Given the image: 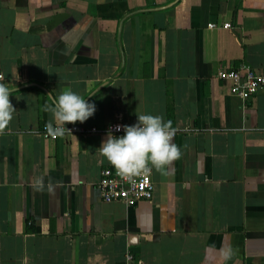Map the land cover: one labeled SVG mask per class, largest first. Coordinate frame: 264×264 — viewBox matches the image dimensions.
<instances>
[{
  "label": "crops",
  "instance_id": "obj_1",
  "mask_svg": "<svg viewBox=\"0 0 264 264\" xmlns=\"http://www.w3.org/2000/svg\"><path fill=\"white\" fill-rule=\"evenodd\" d=\"M0 0V83L16 109L0 135V264H264V87L243 98L216 75L264 69V0ZM229 22V26H224ZM209 23L215 25L210 26ZM96 111L80 126L161 115L182 157L150 200L100 196L107 131L44 137L51 97ZM71 124V123H69ZM59 182L54 194L33 180ZM231 252L225 258L224 253Z\"/></svg>",
  "mask_w": 264,
  "mask_h": 264
},
{
  "label": "clouds",
  "instance_id": "obj_2",
  "mask_svg": "<svg viewBox=\"0 0 264 264\" xmlns=\"http://www.w3.org/2000/svg\"><path fill=\"white\" fill-rule=\"evenodd\" d=\"M14 91L16 89L0 83V135L9 129L16 112L10 99ZM45 111L52 115V120L46 124V132L56 138L70 131L67 124L86 122L94 115L96 106L69 89L57 97H51ZM114 127L116 132L123 131L124 134L117 137L110 127L97 151L113 166L118 177L132 185L136 184L137 179L146 178L153 170L162 176L169 175L171 166L182 157L180 147L174 142L177 129L171 120L165 121L161 115L137 114L134 125ZM33 184L36 191L43 192L47 188L49 194H54L59 182L49 179L45 185L44 179L39 178L34 179ZM230 255L231 252L224 253L225 258Z\"/></svg>",
  "mask_w": 264,
  "mask_h": 264
},
{
  "label": "built area",
  "instance_id": "obj_3",
  "mask_svg": "<svg viewBox=\"0 0 264 264\" xmlns=\"http://www.w3.org/2000/svg\"><path fill=\"white\" fill-rule=\"evenodd\" d=\"M210 26L215 25L209 23ZM224 26H229V22H224ZM219 77L228 87L231 93L237 94L243 98L255 94L260 88L264 87V69L255 68L248 62L243 61L237 66H221L216 71ZM0 78L2 74L0 73ZM137 122L123 121L116 117L104 126H80L79 124H67L66 127L71 132L98 131L103 132L113 129V134L117 137L123 135V131L116 132V125H134ZM46 122L41 123L39 132L44 137H51L46 132ZM66 131L65 134L71 133ZM97 187L100 196L107 201H121L127 205H134L139 200H150L153 194V181L151 174L146 178L137 179L136 184L132 185L116 175L115 169L111 164H104L100 168V174L97 180ZM107 264V263H105ZM117 264H150L136 258L132 250L125 251L122 260Z\"/></svg>",
  "mask_w": 264,
  "mask_h": 264
},
{
  "label": "water",
  "instance_id": "obj_4",
  "mask_svg": "<svg viewBox=\"0 0 264 264\" xmlns=\"http://www.w3.org/2000/svg\"><path fill=\"white\" fill-rule=\"evenodd\" d=\"M175 2H177V0H170L169 2H167L165 4H161V5L144 6V7L133 8V9L129 10L128 12H126L125 14H123L120 17L119 22H118V28H117V40H118V46H119L120 55H121V62H120V67H119L118 72H120L122 70L123 66H124V51L122 49V44H121V29H122V23L125 20V18H127L129 15L137 13V12H142V11H147V10L163 9V8H166V7H169V6L173 5ZM30 85L40 86L41 88H43L44 90H46L48 92V90L43 85H41V84H39L38 82H35V81L26 82V83L14 86V87H12L10 89H20V88H24V87H27V86H30ZM102 85H103V82L101 84H99L98 86H96L85 97V99H87L96 89H98Z\"/></svg>",
  "mask_w": 264,
  "mask_h": 264
}]
</instances>
